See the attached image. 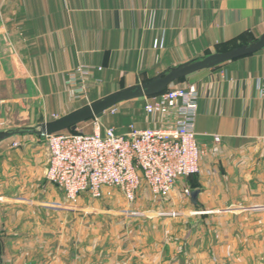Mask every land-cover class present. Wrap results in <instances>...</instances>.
<instances>
[{
    "label": "crops",
    "instance_id": "1",
    "mask_svg": "<svg viewBox=\"0 0 264 264\" xmlns=\"http://www.w3.org/2000/svg\"><path fill=\"white\" fill-rule=\"evenodd\" d=\"M263 33L264 0H0V264H264V48L173 83L198 91L201 169L150 213L114 210L128 202L112 188L67 208L47 180L38 133L44 122ZM138 99L140 109L126 101L125 112L109 109L78 129L175 125L179 105L150 115V97ZM186 186L200 190L197 206ZM146 192L139 205L152 199ZM208 221L220 239L207 238Z\"/></svg>",
    "mask_w": 264,
    "mask_h": 264
},
{
    "label": "built area",
    "instance_id": "2",
    "mask_svg": "<svg viewBox=\"0 0 264 264\" xmlns=\"http://www.w3.org/2000/svg\"><path fill=\"white\" fill-rule=\"evenodd\" d=\"M87 72L83 69L80 74ZM261 88L264 94V81ZM198 98L194 86L150 96L144 106L150 115L167 113L179 105V118L168 129L138 128L132 123L124 133L114 128L104 133L77 128L44 136L49 151L47 180L72 203L83 194L98 200L105 188L117 189L129 204L144 190L169 196L181 181L201 169L202 149L194 130ZM183 192L190 196L192 189L186 186Z\"/></svg>",
    "mask_w": 264,
    "mask_h": 264
},
{
    "label": "water",
    "instance_id": "3",
    "mask_svg": "<svg viewBox=\"0 0 264 264\" xmlns=\"http://www.w3.org/2000/svg\"><path fill=\"white\" fill-rule=\"evenodd\" d=\"M264 48V33L253 44L240 48H233L224 52H217L206 56L203 59L193 61L170 70L169 72L154 77L151 80L138 84L133 87H127L116 92L110 93L100 99H97L85 106L77 108L64 116L44 122L39 135L47 136L61 131H72L78 128V125L91 120L107 110L126 101L150 97L162 93L168 89L175 81L185 78L193 73L204 69L214 68L225 62L248 56ZM200 190L195 189L191 193V201L197 206ZM202 211V210H198Z\"/></svg>",
    "mask_w": 264,
    "mask_h": 264
},
{
    "label": "rangeland",
    "instance_id": "4",
    "mask_svg": "<svg viewBox=\"0 0 264 264\" xmlns=\"http://www.w3.org/2000/svg\"><path fill=\"white\" fill-rule=\"evenodd\" d=\"M175 84H172L170 87H169V89H174V88H176V86H174ZM133 101H135V102H133V103H137L136 104V106H135V108H138V109H140L141 108V105H140V103L142 102V101H144V99H138V100H133ZM126 104H118L117 106H115V108L114 109H112L111 108V110H109L111 113H113V114H116V113H119V114H121L122 112H125V110L124 109H126V108H124V107H126L125 106ZM124 110V111H123ZM83 127V126H82ZM85 130H87V129H85ZM146 193H148L149 195H151L152 196V199H150V200H147L143 205H139V203H137V201H138V199L134 202V203H132V204H129V203H127V205L128 206H126V205H124V206H120V205H118V204H116V206H114V210L115 209H118V210H120V209H123V208H126V210H130V211H138L139 210V208L142 210V209H145V211L146 210H149V213H150V209H154V210H156L157 209V206H156V201L159 199V197H157V196H155V195H153V194H151L150 192H146ZM158 202V201H157ZM65 206L68 208V207H70L71 209H76V206L77 205H75V203H72V202H68L67 200H65ZM77 210V209H76ZM184 210V207H183V209L181 210V211H183ZM176 211H178V210H176ZM76 212V211H75ZM133 213V212H132ZM172 213L174 214V211H172ZM186 213V212H185ZM67 214V213H66ZM81 218H82V220H84V218H85V213L84 212H82L81 213ZM197 217H199V216H197ZM143 219H145L144 217H143ZM147 219V218H146ZM194 219V221L197 219V218H193ZM214 220H215V218H214ZM146 220H144V222H145ZM211 221V220H210ZM148 222H145V225H144V227L145 226H147L148 224H147ZM208 223L210 224L209 226L210 227H208L207 228V230H208V233H207V238L208 239H220V226H216V225H214L215 224V222H213V225H211V223L212 222H209L208 221ZM137 224H139V225H141V223L140 222H138ZM208 225V224H207ZM206 227V225H204V228ZM216 227H218L217 229H216ZM219 229V230H218Z\"/></svg>",
    "mask_w": 264,
    "mask_h": 264
},
{
    "label": "trees",
    "instance_id": "5",
    "mask_svg": "<svg viewBox=\"0 0 264 264\" xmlns=\"http://www.w3.org/2000/svg\"><path fill=\"white\" fill-rule=\"evenodd\" d=\"M244 46H247V45H238V46H235V47H232V48H230V49H227V50H225V51H228V50H231V49H233V48H240V47H244ZM222 52H224V51H222ZM183 79V78H182ZM181 80V79H180ZM169 89V88H168ZM168 89H166V90H168ZM165 90V91H166ZM164 92V91H163Z\"/></svg>",
    "mask_w": 264,
    "mask_h": 264
}]
</instances>
